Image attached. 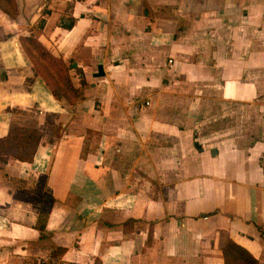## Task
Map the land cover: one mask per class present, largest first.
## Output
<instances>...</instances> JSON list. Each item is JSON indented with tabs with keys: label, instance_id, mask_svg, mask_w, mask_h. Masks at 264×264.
<instances>
[{
	"label": "crops",
	"instance_id": "obj_1",
	"mask_svg": "<svg viewBox=\"0 0 264 264\" xmlns=\"http://www.w3.org/2000/svg\"><path fill=\"white\" fill-rule=\"evenodd\" d=\"M16 3L0 10V136L41 137L32 162L0 164V264H224L228 240L264 264V0ZM38 18L73 106L21 45ZM215 101L221 122L229 104L246 118L207 131Z\"/></svg>",
	"mask_w": 264,
	"mask_h": 264
},
{
	"label": "trees",
	"instance_id": "obj_2",
	"mask_svg": "<svg viewBox=\"0 0 264 264\" xmlns=\"http://www.w3.org/2000/svg\"><path fill=\"white\" fill-rule=\"evenodd\" d=\"M0 10L10 18L16 17V0H0ZM20 41L32 63L33 74L43 80L51 96L59 101L65 100L70 106L75 105L81 97V92L72 83L70 64L61 56L54 55L37 36H20ZM24 42L30 43L33 50L24 46ZM40 137V131L34 128H15L0 136V164L8 160L32 162ZM222 251L224 264H257V260L246 249L231 240L224 244Z\"/></svg>",
	"mask_w": 264,
	"mask_h": 264
},
{
	"label": "rangeland",
	"instance_id": "obj_3",
	"mask_svg": "<svg viewBox=\"0 0 264 264\" xmlns=\"http://www.w3.org/2000/svg\"><path fill=\"white\" fill-rule=\"evenodd\" d=\"M41 21L42 19L38 18L34 23H29L27 24V26L25 25V28H21L22 32H27L29 31V35H32V36H37L40 32V29L41 27L43 26V22H42V26H41ZM24 46H29L31 49V44L30 43H25L24 42ZM33 50V49H32ZM221 105L215 101L214 103H211L208 107H203V111L205 110L206 112L208 113H211L212 112V115L215 114V117L217 119H215L214 117L210 116L208 114V118H205L203 119V128L204 129H207L208 130H212V129H215V128H219L221 126H226V125H231L234 127V124L236 123L235 121V116L238 115V114H243L246 118L247 116V112L245 111V109L243 108H240L236 105H233V104H229V105H226V107H223L222 111L223 110H228V117L226 119H223L221 122L220 119L218 118V113L221 112ZM241 112V113H240ZM226 121V122H225ZM205 131V132H207Z\"/></svg>",
	"mask_w": 264,
	"mask_h": 264
},
{
	"label": "water",
	"instance_id": "obj_4",
	"mask_svg": "<svg viewBox=\"0 0 264 264\" xmlns=\"http://www.w3.org/2000/svg\"><path fill=\"white\" fill-rule=\"evenodd\" d=\"M75 66H76V64L74 62H72L71 67H75ZM213 153H215V151H213Z\"/></svg>",
	"mask_w": 264,
	"mask_h": 264
}]
</instances>
